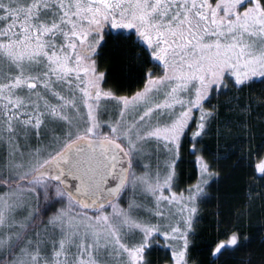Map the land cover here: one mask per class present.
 Masks as SVG:
<instances>
[{
	"label": "snow or ice",
	"instance_id": "obj_1",
	"mask_svg": "<svg viewBox=\"0 0 264 264\" xmlns=\"http://www.w3.org/2000/svg\"><path fill=\"white\" fill-rule=\"evenodd\" d=\"M113 39L131 41L116 45L142 85L131 96L102 87ZM257 85L264 0H0V264H154L158 236L189 264L198 202L245 146L264 151ZM189 132L200 179L174 191ZM256 204L236 206L241 221Z\"/></svg>",
	"mask_w": 264,
	"mask_h": 264
},
{
	"label": "trees",
	"instance_id": "obj_2",
	"mask_svg": "<svg viewBox=\"0 0 264 264\" xmlns=\"http://www.w3.org/2000/svg\"><path fill=\"white\" fill-rule=\"evenodd\" d=\"M130 43L131 41L110 40L108 48L97 58L98 71L104 72L108 81L103 84L106 91L111 90L119 95L131 96L135 91L142 89L139 75L135 71L136 65H132L130 69L128 58L121 56L120 50L116 48L117 44L127 46ZM148 70L155 69L148 65ZM260 87L264 86L257 85V90ZM198 116L199 113H194L193 118L198 119ZM190 139L189 132L177 162L174 191L184 192L200 179L196 155L192 154L191 144L187 142ZM205 142L209 150L213 151L214 145L211 138H205ZM260 164H264V151H259L254 145L249 154L245 146L244 159L239 166L235 167V160L229 162V178L222 183L214 182L209 189V197L198 202L195 232L190 235L187 254L189 264H248L250 259H259L261 241L264 239V232L261 231L264 229V216L260 214L261 202L257 195L264 191V176L258 170ZM233 167L235 171L232 170ZM253 189L255 191H252ZM250 192L257 204L251 218L246 216L241 221L236 206L244 204ZM223 202H228L229 207H224ZM237 228L240 230L237 233L238 236L243 233V238L239 239L238 245L231 248L225 247L220 253H216L215 248L220 244L228 243L233 231ZM159 238V243H153L151 246L150 258L154 264H169L171 249L164 245V239L161 236Z\"/></svg>",
	"mask_w": 264,
	"mask_h": 264
},
{
	"label": "rangeland",
	"instance_id": "obj_3",
	"mask_svg": "<svg viewBox=\"0 0 264 264\" xmlns=\"http://www.w3.org/2000/svg\"><path fill=\"white\" fill-rule=\"evenodd\" d=\"M105 31L107 32V31H111V32H113V33H115L117 30H110V29H105ZM120 31H123V32H125V33H128L129 32V30H120ZM133 38L135 39V37L133 36ZM102 87H103V84H102ZM109 107H111V106H109ZM194 115V114H193ZM103 131H105V133L107 134V129H102ZM161 238H163L164 239V237L163 236H161ZM160 241V238H159V236L156 238V240H155V242L154 243H159V241ZM168 241H165V239H164V245L165 246H167L168 245ZM171 243H176V242H171ZM226 247H233L232 245H230L229 244V242L228 243H225L224 244Z\"/></svg>",
	"mask_w": 264,
	"mask_h": 264
}]
</instances>
